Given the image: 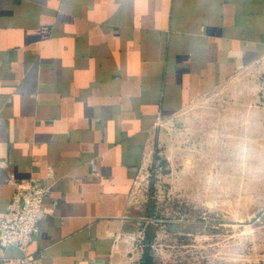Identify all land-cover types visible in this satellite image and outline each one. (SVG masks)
Here are the masks:
<instances>
[{
  "label": "crops",
  "instance_id": "crops-1",
  "mask_svg": "<svg viewBox=\"0 0 264 264\" xmlns=\"http://www.w3.org/2000/svg\"><path fill=\"white\" fill-rule=\"evenodd\" d=\"M263 56L264 0H0V218L33 178L37 264H135L119 239L157 122Z\"/></svg>",
  "mask_w": 264,
  "mask_h": 264
},
{
  "label": "rangeland",
  "instance_id": "rangeland-1",
  "mask_svg": "<svg viewBox=\"0 0 264 264\" xmlns=\"http://www.w3.org/2000/svg\"><path fill=\"white\" fill-rule=\"evenodd\" d=\"M135 264H264V56L160 119L130 201Z\"/></svg>",
  "mask_w": 264,
  "mask_h": 264
},
{
  "label": "built area",
  "instance_id": "built-area-1",
  "mask_svg": "<svg viewBox=\"0 0 264 264\" xmlns=\"http://www.w3.org/2000/svg\"><path fill=\"white\" fill-rule=\"evenodd\" d=\"M8 182L15 187V192L0 218V246H14L23 252L18 262L37 264L38 259L28 253V246L39 232L38 223L49 188L33 178L18 181L10 176Z\"/></svg>",
  "mask_w": 264,
  "mask_h": 264
}]
</instances>
